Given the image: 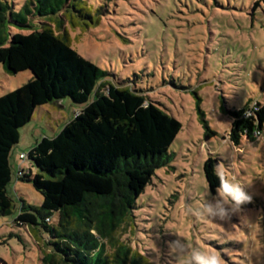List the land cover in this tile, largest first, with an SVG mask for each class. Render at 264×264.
I'll list each match as a JSON object with an SVG mask.
<instances>
[{
  "label": "rangeland",
  "instance_id": "1",
  "mask_svg": "<svg viewBox=\"0 0 264 264\" xmlns=\"http://www.w3.org/2000/svg\"><path fill=\"white\" fill-rule=\"evenodd\" d=\"M7 1L20 10L26 0ZM86 2L95 9L102 6L105 13L88 30L65 22L73 48L114 74L115 83H135L182 123L169 149L170 163L156 171L117 236L154 264H180L169 247L177 239L202 251H219L226 264H264V134L257 144L243 139L235 145L229 140L233 118L228 112L249 100L264 104V0ZM47 24L60 31L57 22ZM29 31L13 27V32ZM32 76L31 71L11 75L0 64V96ZM80 109L69 98L54 101L22 128L11 158L17 210L0 217V264H43L45 239L14 223L22 200L36 207L43 202L30 182L18 179L21 168L28 172L32 164L19 155H28L43 137L58 134ZM210 156L251 197L225 220L185 211L217 196L203 169ZM58 222L55 213L49 223ZM107 251L112 252L109 244Z\"/></svg>",
  "mask_w": 264,
  "mask_h": 264
},
{
  "label": "trees",
  "instance_id": "2",
  "mask_svg": "<svg viewBox=\"0 0 264 264\" xmlns=\"http://www.w3.org/2000/svg\"><path fill=\"white\" fill-rule=\"evenodd\" d=\"M103 13L102 6L95 9L86 0H26L20 10L0 0V64L11 75H33L0 96V217L17 210L11 158L22 128L54 101L69 98L81 106L58 134L31 147V168L18 176L43 196L40 207L22 200L14 221L45 239L43 264H154L117 235L156 171L170 163L169 149L182 123L135 83H115L114 74L73 48L65 22L88 30L100 24ZM48 22H57L60 31ZM228 112L229 140L257 144L264 134V104L249 100ZM216 162L210 156L203 166L213 193L219 186ZM55 213L56 225L49 223Z\"/></svg>",
  "mask_w": 264,
  "mask_h": 264
},
{
  "label": "clouds",
  "instance_id": "3",
  "mask_svg": "<svg viewBox=\"0 0 264 264\" xmlns=\"http://www.w3.org/2000/svg\"><path fill=\"white\" fill-rule=\"evenodd\" d=\"M216 175L219 179L217 196L207 200L202 207L195 209L186 207V213L212 220H225L232 212L239 210L242 204L250 202L251 197L245 191L244 185L235 177L231 179L226 177L223 166H217ZM169 247L171 254L180 264H226L219 251L192 248L182 239L172 241Z\"/></svg>",
  "mask_w": 264,
  "mask_h": 264
},
{
  "label": "built area",
  "instance_id": "4",
  "mask_svg": "<svg viewBox=\"0 0 264 264\" xmlns=\"http://www.w3.org/2000/svg\"><path fill=\"white\" fill-rule=\"evenodd\" d=\"M26 158H27V154H26V153H21V154L19 155V159H20V160H23V161H24ZM22 170H24V169L21 168V170H20L19 173H18V176L22 174Z\"/></svg>",
  "mask_w": 264,
  "mask_h": 264
},
{
  "label": "crops",
  "instance_id": "5",
  "mask_svg": "<svg viewBox=\"0 0 264 264\" xmlns=\"http://www.w3.org/2000/svg\"><path fill=\"white\" fill-rule=\"evenodd\" d=\"M62 101V100H61ZM61 101H57V102H59V104H61ZM51 104V103H50ZM49 105V104H48ZM45 106H47V105H45ZM45 106H43V107H45Z\"/></svg>",
  "mask_w": 264,
  "mask_h": 264
}]
</instances>
